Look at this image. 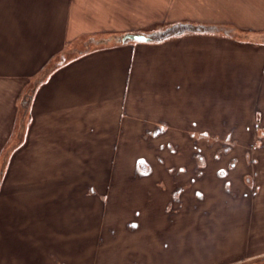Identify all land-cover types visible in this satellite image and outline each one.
<instances>
[{
  "label": "crops",
  "instance_id": "1",
  "mask_svg": "<svg viewBox=\"0 0 264 264\" xmlns=\"http://www.w3.org/2000/svg\"><path fill=\"white\" fill-rule=\"evenodd\" d=\"M263 32L264 0H0V264H99L117 235L120 264H178L159 205L182 185L137 183L160 172L155 143L191 138L194 79H229L225 53L264 92ZM252 177L259 219L264 166L243 172L245 198Z\"/></svg>",
  "mask_w": 264,
  "mask_h": 264
},
{
  "label": "rangeland",
  "instance_id": "2",
  "mask_svg": "<svg viewBox=\"0 0 264 264\" xmlns=\"http://www.w3.org/2000/svg\"><path fill=\"white\" fill-rule=\"evenodd\" d=\"M202 26L211 27L193 24V31ZM217 30L228 37H247V32H237L236 29L229 36L228 27ZM262 36L264 38V32ZM227 54H224L226 65L230 71L236 69L238 64L231 62L230 56L227 60ZM230 71L229 79H214L211 76L194 79L193 114L196 113V116L189 131L191 138L163 142L158 146L155 143L156 156L151 159L150 165L160 172L137 183L149 184L156 178L166 177L176 178V183L182 185L180 201L159 205L162 213L160 221L165 224L163 229L177 232H174L176 244L172 255L175 259L177 257L178 264H264V217L257 219L256 214L261 212L256 207L254 214L251 207V201L259 191L257 177H252L247 186L249 195L246 198L240 183L243 172H248L250 168L253 173L254 168L264 166V92L261 95L254 92L257 89L254 83L259 81L258 78L248 77L243 71L240 74ZM245 83L249 85L245 86ZM196 87L201 89L195 92ZM258 106L261 120L254 124L253 114L258 118ZM225 121V126L213 125L214 122L220 124ZM206 123L211 126H202ZM196 124L198 127H195ZM139 146L146 156L152 153L148 143H140ZM200 152H203L204 158ZM3 160L0 159V169ZM193 164L200 170L193 173ZM203 172L209 176L202 178ZM246 177L248 185V175ZM167 183L170 184V181ZM193 189H201V192L198 191L203 197L197 196V190ZM171 221H175V225L166 227ZM121 240L119 235L113 243L104 238L99 264H120L119 259L124 258V254H107L106 249L117 247ZM247 245L261 255L249 257L253 255L244 253ZM104 257L118 260L103 262ZM84 264L93 263L87 259Z\"/></svg>",
  "mask_w": 264,
  "mask_h": 264
},
{
  "label": "trees",
  "instance_id": "3",
  "mask_svg": "<svg viewBox=\"0 0 264 264\" xmlns=\"http://www.w3.org/2000/svg\"><path fill=\"white\" fill-rule=\"evenodd\" d=\"M211 27H203V28H199L198 30H194L195 32L199 31V32H212V31H217V29H221L220 27H217L215 25H210ZM225 31V30H224ZM233 29L231 30L230 28H228V35L230 36V32H232Z\"/></svg>",
  "mask_w": 264,
  "mask_h": 264
},
{
  "label": "water",
  "instance_id": "4",
  "mask_svg": "<svg viewBox=\"0 0 264 264\" xmlns=\"http://www.w3.org/2000/svg\"><path fill=\"white\" fill-rule=\"evenodd\" d=\"M133 39V40H139V41H144V40H148L149 38L143 36V35H127L126 37H124L123 39Z\"/></svg>",
  "mask_w": 264,
  "mask_h": 264
}]
</instances>
